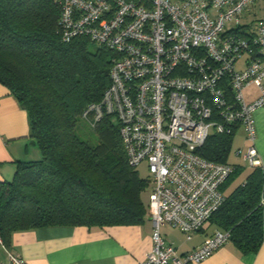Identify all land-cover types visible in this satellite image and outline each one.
Masks as SVG:
<instances>
[{
    "label": "built area",
    "instance_id": "built-area-1",
    "mask_svg": "<svg viewBox=\"0 0 264 264\" xmlns=\"http://www.w3.org/2000/svg\"><path fill=\"white\" fill-rule=\"evenodd\" d=\"M60 7L63 41L87 37L116 54L109 87L81 120L95 128L114 117L128 165H147L152 247L139 264L201 262L229 231L179 254L161 229L190 238L225 202L235 166L197 154L211 129L242 127L248 146L236 155L250 168L262 165L254 113L264 108V0H61ZM252 85L258 97L247 102ZM6 251V264H27Z\"/></svg>",
    "mask_w": 264,
    "mask_h": 264
},
{
    "label": "trees",
    "instance_id": "trees-1",
    "mask_svg": "<svg viewBox=\"0 0 264 264\" xmlns=\"http://www.w3.org/2000/svg\"><path fill=\"white\" fill-rule=\"evenodd\" d=\"M60 1L0 0V84L27 112L40 152L37 160L17 162L10 181H0L6 246L17 231L138 225L147 211L151 180L128 165L115 118L106 115L93 128L96 143L77 133L81 113L110 85L116 54L87 37L63 41ZM237 128L213 132L197 154L227 163ZM234 166L223 191L242 170ZM225 196L207 227L229 231L243 253L257 251L264 246V164Z\"/></svg>",
    "mask_w": 264,
    "mask_h": 264
},
{
    "label": "crops",
    "instance_id": "crops-1",
    "mask_svg": "<svg viewBox=\"0 0 264 264\" xmlns=\"http://www.w3.org/2000/svg\"><path fill=\"white\" fill-rule=\"evenodd\" d=\"M254 119L255 147L264 164V108L255 111ZM239 130L245 136L242 127H238L236 132ZM237 151L244 153L239 144L234 154L241 156L236 155ZM39 158V149L30 138L27 112L0 84V181L13 178L17 162ZM227 163L238 165L229 159ZM223 192L227 194L226 190ZM212 233L206 224L193 232L190 238L172 226L166 225L161 229L162 237L179 254L197 248ZM151 234L152 222L147 204L144 221L138 225L46 227L14 232L8 246L0 238V263H7L8 249L27 264H139L152 247ZM195 264H264V246L255 252L243 253L228 241L211 256Z\"/></svg>",
    "mask_w": 264,
    "mask_h": 264
},
{
    "label": "rangeland",
    "instance_id": "rangeland-1",
    "mask_svg": "<svg viewBox=\"0 0 264 264\" xmlns=\"http://www.w3.org/2000/svg\"><path fill=\"white\" fill-rule=\"evenodd\" d=\"M251 16L247 18L248 21L251 20ZM244 96L247 102L253 101L255 98L258 97V90L257 87L254 86H249L244 90ZM211 134L214 132L213 129L210 130ZM237 131V130H236ZM77 133L79 137L83 140H90L92 143H96V136L93 132V128H90L88 124L81 120L78 126ZM232 142V147L228 156L229 161L235 162L236 164L240 165L242 167L241 172L236 175L230 184L228 185L226 192L227 194L230 193L234 187H236L238 184H240L248 175L249 173V167L247 166L246 162L243 160L242 156L236 157L235 156V151L237 149V145L239 144L243 149L244 152L246 151V147L248 146V141L245 138V136L242 134V132L239 130L238 132H235ZM250 143V142H249ZM245 147V148H244ZM136 171L138 172V175L142 179H148L149 178V172L147 165L145 163L141 164L136 168ZM151 188L149 187L146 192H145V198L147 199V195L150 192Z\"/></svg>",
    "mask_w": 264,
    "mask_h": 264
}]
</instances>
